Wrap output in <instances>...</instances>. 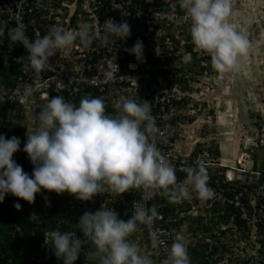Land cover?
<instances>
[{"label": "clouds", "instance_id": "1", "mask_svg": "<svg viewBox=\"0 0 264 264\" xmlns=\"http://www.w3.org/2000/svg\"><path fill=\"white\" fill-rule=\"evenodd\" d=\"M169 1L171 0H165L166 4L162 6L153 4L152 0H149V3L164 12L176 14L173 22L166 27L173 51H178L183 60V54L197 56L196 48L210 56L212 67L218 73L238 71L241 58H247L249 54L250 42L231 22L235 16L232 0H178L179 7L191 21L190 36L194 44L191 53L185 50L186 36H177V33H184L179 20L185 14L180 16L171 10L173 8L167 6ZM82 2H86L82 20L86 21L88 26H83L78 31L54 26L48 34L35 39H29L23 26H17L8 32L10 41L16 44V49L21 50L22 45L27 50L29 66L35 73L46 71L50 58L56 56L58 52L70 53L77 41L87 48L94 40H99L102 45L107 46L115 45L117 41L124 42L131 37V26L123 19L119 22L109 19L104 22L103 33H93L91 31L93 15L100 19L95 8L100 6L104 10V5L98 3V0ZM126 15L122 13V16ZM5 31L6 25H0V37L5 35ZM124 50L133 54L137 61H144V45L141 40L137 39L131 48ZM6 56L12 61L11 54L7 53ZM183 63L187 61H182L181 64ZM129 68L134 70L136 65L129 64ZM179 71L183 73L182 66ZM203 73L196 74V77L195 74L187 76L192 84H184L185 88H181L184 93L181 101L195 109L199 108L186 120V124L195 122L186 127L195 129L191 138V141L198 139L193 144L195 152L200 148L199 144L204 147L211 139L207 138L208 126L212 123L211 116L215 117L217 112L213 102L208 100L201 102L197 98V93L203 92L202 82L198 78L203 77ZM18 76L19 73L13 76L15 85L20 84ZM15 85L6 87L0 84V90L7 91L3 100L9 99L8 90L13 89ZM9 100L15 103V111L17 109L21 111V127L26 128L23 132L25 138L23 151L32 163L33 171L30 176L13 159L14 153L20 150V139L16 136L6 139L5 135L0 134V202H3L7 194H11L32 204L42 189L57 195L67 192L81 202H91L97 195L99 204L96 210L85 211L78 220L79 232L83 238L77 237L73 231L53 230L49 234L45 233L43 244L50 245L53 254L62 261V264H75L80 258L86 240L92 245L86 257L91 264H154L151 255L137 246L134 234L140 226L148 228L154 226L159 216L157 210L161 205L156 203L152 205L155 199L148 203V207L138 205L130 217L127 214L129 208L127 202L133 197V194H130L133 190L143 192L145 199L157 195L166 197L173 204L172 211L168 213H173L176 204L179 203L182 209L191 210L190 215L179 220L186 221L188 226L186 234L188 232L189 234L174 239L167 248L165 264H192L188 252L190 246L201 243L202 238L204 242H214L197 228L200 222L196 220L201 215L202 221L206 223L210 217L209 212L201 211L200 208L204 206L207 208L211 202L221 198L220 194L210 187L208 172L218 167L223 171L225 182L240 180L244 183L248 179L247 171L252 169V158L251 166L247 169L245 167L248 166L242 164V160H236L238 166L234 167L222 163L219 143L220 156L215 158L214 165L206 168L203 161H197L195 167H188L183 171L187 173L186 177L177 182L176 175L182 172L176 174L175 167L156 145L155 137L159 128L147 100L137 103L133 98L120 97L115 104L111 102L105 104L100 97L85 96L77 105L66 101L63 96H54L50 100L49 97L45 99L42 103L43 108H38L37 116L30 111L31 107ZM107 105L116 112L108 113ZM197 125L199 129H196ZM26 132L32 133L26 136ZM242 144L245 145L244 142H241ZM251 147L246 146V153L241 155L248 156ZM194 151L191 154H194ZM237 175H245L246 178L241 180ZM109 191L115 194L114 197L108 193ZM252 197L255 198L250 195V203ZM45 200L50 206L49 198L45 197ZM112 200L116 204H111ZM209 200L210 202H207ZM119 203L126 205V211L120 218L113 208H109V205ZM187 206L189 208L185 209ZM21 207L19 203L14 204L17 210ZM241 212L245 217V207H241ZM263 212L257 209V213ZM225 228L226 225L220 227L221 231ZM217 229L216 227L213 229L214 234H217L215 241L219 238L220 242L227 244L228 247L233 245V237L227 239L225 236L232 231L219 233ZM232 234L234 236V233ZM150 236L153 249L165 244L157 231L153 230ZM208 259L211 264L223 260L222 258L215 261L210 257ZM224 259L228 260L226 256Z\"/></svg>", "mask_w": 264, "mask_h": 264}, {"label": "built area", "instance_id": "2", "mask_svg": "<svg viewBox=\"0 0 264 264\" xmlns=\"http://www.w3.org/2000/svg\"><path fill=\"white\" fill-rule=\"evenodd\" d=\"M75 1L60 0L55 3L52 0H0V23L6 25L7 33L17 26H23L29 39L48 34L54 26L78 31L88 25L82 20L84 14L77 10ZM177 3L178 0H171L167 6L174 8ZM82 10L86 11V2H82ZM166 12L149 3V0H143L141 7L133 0H109L104 5L103 24L101 25L99 18L93 15L91 31L101 34L105 21L112 19L119 22L123 19L128 22L131 29L134 28L133 40L129 41L127 38L124 42L117 41V44L107 46L102 45L99 40H94L87 48L77 41L70 53L58 52L56 56L50 58L49 68L40 74L30 68L27 50L20 44L21 50L18 48L14 50L11 47L14 44H10L7 53L11 54L12 61L17 65L20 84L8 90L7 96L17 101L19 105L31 107L30 111L36 116L38 108H43L42 103L46 98L49 97L50 100L54 96H66V101L72 102L83 90H90V98L93 97L95 90L97 94L95 97L102 98L105 104L108 102L115 104L120 97L133 98L137 103L147 100L159 128L155 137L156 145L175 167L176 174L188 167H195L197 161H203L206 168L214 165L215 158L205 148H197L196 153L191 154L195 149L193 144L198 139L191 141L195 129L187 128L195 122L186 124V120L199 108L195 109L181 101L184 96L181 88L191 82L188 81L185 72L179 71L184 60L178 51H173L172 41L167 34L166 27L173 22L176 14ZM112 13H117V16H112ZM122 13L127 15L122 16ZM28 15L30 16L26 20ZM136 21L142 26L137 27ZM155 22L164 24L165 28L158 30L161 31V39L151 40L149 33L154 30ZM32 32L34 35L30 36ZM137 39L144 45L143 62L137 61L133 54L124 50L131 48ZM149 56H152L156 63H149ZM129 64H135L136 68L130 69ZM163 82L166 83L165 86H162ZM6 94L7 91L0 90V100H3ZM131 193L133 197L127 202L129 206L127 214L130 217L136 206L148 207V203L155 199V196L145 199L141 191L133 190ZM180 204H176L173 213L157 210L159 216L154 226L152 228L140 226L134 234L135 243L142 251L151 255L154 264H165L167 248L174 239L189 234V232L186 234L188 229L186 221L179 220L190 215L191 210L182 209ZM153 230L157 231L165 242L156 249H153L151 244L150 234Z\"/></svg>", "mask_w": 264, "mask_h": 264}, {"label": "trees", "instance_id": "3", "mask_svg": "<svg viewBox=\"0 0 264 264\" xmlns=\"http://www.w3.org/2000/svg\"><path fill=\"white\" fill-rule=\"evenodd\" d=\"M52 1L57 3L60 0ZM67 1L73 2L74 0ZM82 1L84 0H76L75 3L78 7L77 10L84 12L82 10ZM98 1V3L103 5L107 4V0ZM133 1L135 4H138L139 7L143 5V0ZM164 1L165 0H152V3L157 6H162V4H166ZM171 10L180 16L185 14V12L179 7V3H177ZM95 12L100 15L99 20L102 24L103 8L97 6ZM111 15L116 17L117 13H112ZM29 16L30 15L26 17V20ZM135 23L137 27L142 26L139 21H136ZM162 23H153L154 30L149 33L151 40L162 38L160 37L161 31H158L160 28L161 30H164L165 25ZM0 25L3 24L0 23ZM133 30L134 28L131 29L132 35L128 38L129 41L134 38ZM32 35H34V32L30 33V36ZM10 43L12 42L10 41L7 31H5V35L0 37V84L5 85L6 87H13L15 85L13 82V76L16 73H19L17 65L6 56V51L10 49ZM193 46L194 44L188 32L185 43L186 52H193ZM11 47L15 50L16 44ZM149 57V63H156V61L152 59V56ZM205 60H207V65L202 64ZM196 63L200 65L201 70L207 71V69L212 67L211 58L207 54L199 57L198 62ZM190 67H193L192 64ZM201 72L202 71H200V73ZM198 73L199 72L194 71V74ZM165 85L166 83L163 82L162 86ZM184 88L185 86H183V89ZM87 91L88 90H83L82 94L78 95L75 101L72 100V102H75L78 105L83 97H89L91 93L89 90L86 94ZM95 96H97V94L94 90L93 97ZM63 97L67 100L66 96ZM171 99L173 100V97H171ZM185 100L186 99L184 98V101ZM15 108V103L11 102L9 99L0 100V134L5 135L6 139L16 136L20 139L21 144L25 142L23 132H25L26 128L21 127V111L20 109L15 111ZM106 109L108 113L116 112L115 109L109 107V105L106 106ZM11 116L17 120L12 121L10 119ZM198 146L207 149L214 158L220 156L219 141H216L214 138H211L206 142L204 144L205 147H203L202 144H199ZM23 147V145H20V150L14 153L13 159L31 176L33 165L28 159L27 154L23 151ZM195 153L196 152L194 151V154ZM250 153L253 164L252 169L249 172L247 171L246 175L247 177L249 174L252 175L253 180L251 182L246 181L242 183L240 180L225 182L223 171L218 167L215 168L214 171L208 172L210 176L209 185L214 192L220 194L221 198L214 200L209 207L205 208V211L209 212L210 215L209 220L206 223L202 221L201 215H199L196 220L200 222L197 228L202 233H206V235L213 239L214 242H204V239L202 238L201 243L190 246L188 252L192 264H211L208 257L217 261L222 258L224 259L225 256L228 258L229 264H251L256 262L264 264V212L257 213V209L264 211V208H262L264 207V195L258 192L259 187L264 184V148L262 145L255 146ZM256 173L257 176H255ZM186 175V172L176 175L177 182L186 177ZM250 195L254 196L256 199L254 205L249 202ZM45 197L49 198L50 206L49 203H46ZM97 200L98 199L94 197V200L91 202H79V200H76L67 192L57 195L54 192H47L42 189L41 193L36 195L35 202L29 204L23 199L7 194L3 202H0V264H62V261L53 254L50 245L43 244L45 233L48 232L49 234V232L53 230H59L61 232L73 231L76 232L77 237L83 238L82 233L79 232V217L85 211L94 212L99 204ZM207 202H210V200ZM15 203L21 204L22 207L20 210L14 208ZM113 203H115L114 200H112L111 204ZM155 203L161 205L158 208L159 211L170 212L173 209V204L170 203L166 197L157 195L152 205ZM72 205L73 207H71ZM242 206L245 207L246 210L245 217L242 216ZM109 208H113L117 212L118 218H120L126 211V205L120 203L114 206L109 205ZM184 208L188 209L189 206ZM194 220L195 219H191V221ZM221 225H226L224 231H221ZM214 227L218 228L217 231L219 233L232 231L236 234L233 236L235 242H243V244L251 243L250 246L256 245L255 250L259 254L258 260L254 262V255L251 257V261V258L249 257L246 258L245 256L235 254L234 248L230 245L228 247L227 244L220 242L219 238L215 241L217 234H214ZM253 231L255 232V239L251 238V232ZM91 249L92 245L90 241L86 240L80 258H78L75 264H91L86 258L88 251Z\"/></svg>", "mask_w": 264, "mask_h": 264}, {"label": "rangeland", "instance_id": "4", "mask_svg": "<svg viewBox=\"0 0 264 264\" xmlns=\"http://www.w3.org/2000/svg\"><path fill=\"white\" fill-rule=\"evenodd\" d=\"M232 3L235 16L231 22L237 31L242 33L250 42L249 54L247 58H241L239 70L221 74L211 67L205 73L196 63L199 56L205 54L196 48L197 56L183 54V60L187 63H183L181 66L187 76H193L194 71L204 72L203 77L197 76L202 82L201 87H203V92L197 93V98L201 102L204 100L213 102V106H216L217 112L215 117L211 116L212 123L208 126L207 138H214L219 141L224 156L222 163L234 167L238 166L236 160H242V164L248 166L245 167L247 169L251 166L252 156L250 152L252 150H249L248 156L241 155V153H246V146H252L251 148L254 149L255 146L262 145L264 148V0H232ZM179 22L182 24L181 28H183L184 33H177V36H186L188 32L190 36L191 21L187 15L185 14ZM206 63L207 60L202 62L203 65H207ZM191 64L192 68L190 67ZM10 119L16 121L12 116ZM196 129H199V125L196 126ZM31 133L26 132L25 135ZM241 142H244L245 145H241ZM237 177L241 180L246 178L245 175H237ZM247 178V182L253 180L251 175ZM258 192L264 194V184L259 187ZM108 193L111 196L113 194V197L115 195L110 191ZM255 200L252 197L250 201L255 203ZM205 208L206 206L201 207L200 210L205 211ZM232 233H226V238L232 239ZM251 238L255 239L254 231L251 232ZM250 244L235 242L233 239V246H230L234 248V253L237 255L246 258H251L254 255V262H256L259 254L255 250L256 245L250 246ZM226 263L229 264L228 260L223 259L215 264ZM251 264H259V262Z\"/></svg>", "mask_w": 264, "mask_h": 264}, {"label": "crops", "instance_id": "5", "mask_svg": "<svg viewBox=\"0 0 264 264\" xmlns=\"http://www.w3.org/2000/svg\"><path fill=\"white\" fill-rule=\"evenodd\" d=\"M223 157H224V156H223V154H222V159H224ZM230 161H231V160H230Z\"/></svg>", "mask_w": 264, "mask_h": 264}, {"label": "bare ground", "instance_id": "6", "mask_svg": "<svg viewBox=\"0 0 264 264\" xmlns=\"http://www.w3.org/2000/svg\"><path fill=\"white\" fill-rule=\"evenodd\" d=\"M240 1V0H239ZM240 6V5H239ZM247 6V5H246Z\"/></svg>", "mask_w": 264, "mask_h": 264}]
</instances>
